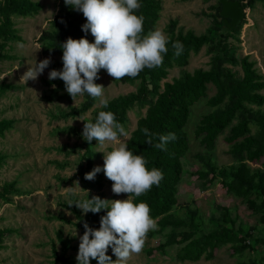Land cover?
Listing matches in <instances>:
<instances>
[{"label": "trees", "instance_id": "trees-1", "mask_svg": "<svg viewBox=\"0 0 264 264\" xmlns=\"http://www.w3.org/2000/svg\"><path fill=\"white\" fill-rule=\"evenodd\" d=\"M55 1L56 11L47 21V27L42 29L36 38L43 54L57 57L50 59L51 63L46 70L62 69L61 44L67 38L84 37L89 42H94L90 31L87 34L82 31V25L86 23L83 14L66 6L64 0ZM236 1L240 3L243 11L245 8H252L255 3L264 4V0ZM139 3L141 7L136 14L144 17L143 34L146 35L154 30L161 4L160 0H139ZM220 7L221 4L217 0L215 12L210 15V25L202 34L196 35L190 30L184 33L175 32L176 21L169 20L165 27L166 36L170 41L167 45L169 51L164 56L162 66L145 68L135 78L126 76L115 80L135 85V90L108 99L107 107L99 105L93 109L88 120L94 123L100 111H111L115 114L117 122L125 127L128 110L135 107L139 112L144 109L143 114L136 118L135 127L129 132L124 143L135 155H142L148 161L146 166L149 169L155 167L162 170L163 179L159 186L154 185L146 194L135 198L134 202H145L149 205L150 215L158 225L155 232L163 237L148 253L154 249L163 252L166 248L173 247L174 258L180 262H195L200 258L209 260L213 257L215 249L225 245L235 257L254 250L257 245L264 246V234L252 238L253 228L236 225L235 216H231L225 206L218 208L217 218L209 229H201L200 218L195 209H186L187 216L182 218L173 213L177 203L176 187L183 170L182 159L189 148L185 127L191 107L205 98L207 111L199 115L192 129V137L202 149L193 154L198 167L190 171V174L203 185H211L215 180H219L224 192L234 198H240L264 226V78L256 71L254 61L249 60L247 55L236 58L230 51L227 38H236L244 18L232 30H227L218 14ZM40 9L41 5L32 0H0V61L14 59L13 55L3 50L9 42L21 40L14 28L13 18L31 17ZM176 41L184 46L179 57L174 55L172 49V42ZM202 46H206V52L211 55L208 68H197L191 72L184 70L190 54H196ZM234 66L239 68V75L231 69ZM172 68L179 69L178 75L165 81L168 70ZM43 83L48 86L42 95L43 100L72 101L61 79L48 78ZM51 85L55 87H49ZM207 85L214 88L213 94L208 97ZM12 88L14 85L1 82L0 96ZM95 100L85 93L76 109L58 111L50 117L59 119L78 116L89 110ZM13 123V119L0 118V137L13 127ZM144 128L156 134L175 133L177 139L167 144V150L156 149L146 142L148 138L142 131ZM63 133L74 134L82 139L83 150L78 156L83 162L82 175L92 171V159L99 156L92 152V142L89 144L85 141L82 134L73 127L63 129ZM219 136L226 145L225 154L230 158V164L221 167L215 165L212 160V152ZM156 142L158 140L154 139L153 143ZM65 150L61 148V151ZM4 158L5 156L0 154V165ZM53 164L62 166L56 161H53ZM90 182L96 191L92 196L104 199L101 191V172ZM13 186V183H5L0 189V199L8 202L7 194L17 195L19 191ZM106 211L101 210L95 214L88 212L84 215L79 211L73 212L74 225L78 228L80 236L85 231L84 223L94 230L99 229L100 218L106 215ZM57 219L69 222L61 217ZM5 232L7 230L0 229V249ZM54 237L60 250L56 253L55 249L51 248L53 260L59 264H78L66 255L68 250L73 249L70 238L64 236L60 229L55 230ZM107 254L115 260L110 248ZM90 264H98V261L91 260ZM239 264H264V254Z\"/></svg>", "mask_w": 264, "mask_h": 264}, {"label": "rangeland", "instance_id": "rangeland-1", "mask_svg": "<svg viewBox=\"0 0 264 264\" xmlns=\"http://www.w3.org/2000/svg\"><path fill=\"white\" fill-rule=\"evenodd\" d=\"M32 1L38 2L41 9L31 17L13 18L14 28L21 40L9 42L3 50L15 58L0 61V83L14 85V88L6 90L0 96V118L14 120L13 127L0 137V154L5 156L0 165V189L5 183H13V187L19 191L17 195L7 194L8 202L0 199V229L7 230L2 238L0 264H59L53 260L51 249L53 247L56 253H59V245L54 237L57 229L70 238L73 249L68 250L66 255L78 263L76 256L80 234L74 225L73 212L79 211L81 215L85 213L75 205L69 206V202L90 199L96 191L93 184L82 175L83 162L78 159L83 150L82 139L74 134L63 133V129L73 127L82 134L92 110L100 104L96 99L89 110L78 116L54 119L50 117L51 114L76 109L81 96L71 102L43 100L42 95L48 87L43 81L48 79L51 70L45 69L35 81L20 80L30 66L46 58L57 59L54 55L43 54L36 41L40 31L47 27V21L56 11V1ZM160 4L161 9L154 30L160 29L166 35L167 23L169 20H175V32L184 33L190 30L198 35L204 33L210 25V15L215 12L217 0H160ZM243 18L244 23L236 38H227L230 51L236 58L247 55L249 60L254 61L256 71L264 78V4L255 3L252 8H245ZM210 57L206 46H202L196 54H190L183 69L188 72L197 68L205 70L208 68ZM231 69L237 75L240 74L237 66ZM178 72V68L168 70L164 80L169 81L176 77ZM99 77L95 83L105 87L104 98L107 100L135 90V85L117 82L103 69L99 72ZM213 92L214 88L207 85L206 97ZM262 92L264 94V90ZM204 101L205 98H202L191 107L185 127L189 148L182 159L183 170L176 187L177 203L173 213L182 218L187 216L186 209H195L200 218L201 229H209L217 218L218 208L225 206L230 215L235 216L236 225L253 228L252 238L263 235L264 226L258 222L257 215L247 209L240 198L225 193L219 180H215L211 185H203L190 174V171L198 167L193 154L202 149L192 137V129L199 115L207 111ZM143 112L144 109L138 112L135 107L126 112L125 130L128 133L135 127L136 118ZM127 138H121L122 142ZM97 143L94 139L91 144L92 152L99 155L92 159V164L93 167L102 168L104 153L118 145L108 141L103 146ZM61 148L66 150L61 151ZM225 150L226 145L219 136L212 152V160L218 167L230 164ZM53 161L62 166L54 165ZM77 181L79 185L76 184ZM101 181L104 199H127V194L116 195L112 192L113 182L103 171ZM69 187L74 188L78 195H70ZM58 217L69 222L58 220ZM155 231L148 232L143 251L139 255H133L128 264H239L264 254V246L257 245L254 250L235 257L225 245L215 249L213 257L209 260L200 258L195 262H180L174 258L173 247H168L163 252L154 249L148 253L149 249L163 240Z\"/></svg>", "mask_w": 264, "mask_h": 264}, {"label": "clouds", "instance_id": "clouds-1", "mask_svg": "<svg viewBox=\"0 0 264 264\" xmlns=\"http://www.w3.org/2000/svg\"><path fill=\"white\" fill-rule=\"evenodd\" d=\"M64 3L83 14L86 23L82 25V31L85 34L90 31L94 37V42L84 37L67 38L61 44L62 69H53L48 75L49 80L61 79L74 101L77 96L82 97L86 93L98 99L101 106L107 107L105 87L95 83L102 69L114 80H121L126 76L135 78L145 68L162 66L164 56L169 51V37L160 29L143 34L144 17L136 14L141 7L139 0H64ZM183 47L179 41L172 42L177 57L183 53ZM50 63L51 60L46 58L30 66L20 80H37ZM142 131L148 138L146 142L160 150H167V144L177 139L175 133L171 132L156 134L147 128ZM128 135L111 111H100L94 123L84 124L82 138L89 144L95 139L101 146L106 141L118 145L104 153L103 167H94L85 174L84 179L93 181L97 173L103 171L113 182L112 192L116 195L127 194V199L109 200L92 196L91 199L69 202V206L75 205L85 214L107 210L106 215L100 218L99 229L94 230L84 223L85 231L79 238L76 256L78 264H90L91 260H97L98 264H128L133 255L143 251L148 232L158 229L157 221L150 215L149 205L134 200L146 194L154 185L159 186L163 172L155 167L149 169L146 166L148 161L142 155H135L128 149L121 139ZM154 139L158 142L153 143ZM76 184L79 185V182ZM68 189L70 195H78L74 188ZM109 248L115 260L107 254Z\"/></svg>", "mask_w": 264, "mask_h": 264}, {"label": "water", "instance_id": "water-1", "mask_svg": "<svg viewBox=\"0 0 264 264\" xmlns=\"http://www.w3.org/2000/svg\"><path fill=\"white\" fill-rule=\"evenodd\" d=\"M219 2L221 7L218 14L222 18V23L227 30H232L241 22L244 11L236 0H219Z\"/></svg>", "mask_w": 264, "mask_h": 264}]
</instances>
